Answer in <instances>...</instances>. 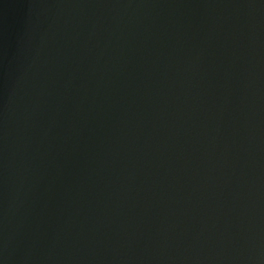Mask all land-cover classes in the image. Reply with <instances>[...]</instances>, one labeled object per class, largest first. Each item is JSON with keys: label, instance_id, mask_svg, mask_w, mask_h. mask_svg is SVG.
Instances as JSON below:
<instances>
[{"label": "water", "instance_id": "1", "mask_svg": "<svg viewBox=\"0 0 264 264\" xmlns=\"http://www.w3.org/2000/svg\"><path fill=\"white\" fill-rule=\"evenodd\" d=\"M0 264H264V0H0Z\"/></svg>", "mask_w": 264, "mask_h": 264}]
</instances>
